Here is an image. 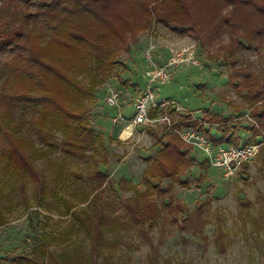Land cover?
Returning a JSON list of instances; mask_svg holds the SVG:
<instances>
[{
    "label": "trees",
    "instance_id": "trees-1",
    "mask_svg": "<svg viewBox=\"0 0 264 264\" xmlns=\"http://www.w3.org/2000/svg\"><path fill=\"white\" fill-rule=\"evenodd\" d=\"M3 9H7L14 22L0 13V65L8 69L7 80L0 85V164L4 163L5 169L13 174L29 175L34 189L40 193L44 191L45 176L37 172L32 156L26 154L27 147L34 145L23 143L26 139L20 129L27 122L30 131L45 144H50L49 140L54 138V129L62 131L66 135L62 151L72 160L84 159L86 151L92 149L100 156L96 146L104 138L89 122L83 100H96L97 86L111 79L120 53L118 44L127 45L140 29L151 30L154 25L199 40L204 46L226 36L237 46L226 47V57L231 62L236 61L239 48H256L260 41V79L259 75L247 74L243 82L238 81L239 75L230 82L248 104L251 119L248 130L252 137L264 138V53H261L264 0H0V11ZM67 56L74 57L81 71L92 76L90 83L82 82L75 71L67 70L62 63ZM58 85L64 87L63 96ZM244 89L247 93H242ZM15 113H20L19 119L15 118ZM168 113L172 127L177 130L202 132L216 145H240L237 130L229 125L227 118L206 119V123L218 125L222 136L217 139L191 114H184L173 105ZM157 114H161L159 109L152 115ZM27 115L32 117L25 121ZM172 127L164 124L160 128H146L160 150L156 157L148 159L141 182L144 189L126 179L119 183L122 191L134 192V196L121 205L120 216L128 220L122 225L137 228L138 235L149 245L146 264H172L171 258L163 259L159 254L149 232L161 221L170 220L183 231L199 233L205 241L202 230L211 223L203 217L208 200L196 209L197 222L193 221L188 207L172 195L176 184L189 187L183 175L192 166L193 150ZM260 162L264 179V145ZM99 163L95 162L92 180L100 181L98 189L101 191L92 198L93 209L77 212L69 207L67 213L76 218L80 231H85L89 250L79 246L72 251H54L56 237L44 233L43 242L30 253L17 256L14 264L119 263H113L112 255L108 254L126 244L104 241L106 213L98 207L99 194H103L108 177L99 170ZM248 166L244 164L242 169ZM166 180L169 182L165 186ZM1 201L2 192L0 227L8 221ZM226 230L221 220L217 221L214 240L221 252L227 247Z\"/></svg>",
    "mask_w": 264,
    "mask_h": 264
},
{
    "label": "rangeland",
    "instance_id": "rangeland-1",
    "mask_svg": "<svg viewBox=\"0 0 264 264\" xmlns=\"http://www.w3.org/2000/svg\"><path fill=\"white\" fill-rule=\"evenodd\" d=\"M0 13L14 22L7 9ZM154 26L147 31L140 29L127 45L118 44L120 53L111 79L97 86L96 100H83L89 122L104 138L96 146L100 156L92 149L86 151L84 159L72 160L62 151L66 137L62 131L54 129V138L46 139L50 144H45L30 131L27 122L20 129L26 139L23 143L34 145L27 147L26 154L32 156L37 172L45 176L46 182L44 191L40 193L34 189L29 175L13 174L5 169L4 163L0 164L1 207L8 220L0 227V264H14L17 256L30 253L43 242L41 235L44 233L56 237L57 245L52 247L54 251H72L79 246L89 250L85 231H80L76 218L67 213L69 207L77 212L93 209L92 198L101 191L98 189L100 181L92 180L96 161L100 162L99 170L111 180V183L106 181L103 194H99L98 208L106 213L104 241H123L126 244L108 255H112L113 263L146 264L149 245L138 235L137 228L123 226L122 222L128 220L120 216L121 205L132 198L134 192L122 191L119 183L126 179L143 190L141 182L148 159L156 157L160 147L147 134L145 125L135 127L128 140L120 139L119 131L124 125L114 121L119 109L106 104L103 90L107 85V89L113 88L121 93V112L123 116L133 118L136 99L148 89L147 51L153 55L155 64L165 65L175 50L193 45L199 64L185 63L172 68L167 82L153 86L158 99H166L182 113L202 121L205 129L217 139L222 136L218 125L206 123V119L213 116L230 120L229 125L237 130L240 145L264 143V138H253L248 130L251 123L248 104L230 82L238 75V81L243 82L247 74L259 75L260 79V41L256 48H239L236 61L231 62L226 57V49L237 46L226 36L204 46L199 40L180 36L162 25ZM261 48V53H264V45ZM62 63L68 71L76 72L77 79L91 82L92 76L81 71L74 57H64ZM7 76L8 69L0 65V85ZM58 87L63 96L64 87ZM242 93H247V90ZM20 116V113H15V118ZM24 117L26 121L32 116ZM190 158L192 166L183 175L189 187L176 184L172 195L188 207L193 221L197 222L196 209L209 201L203 217L211 223L202 230L207 240L202 239L199 233L183 231L170 220L161 221L157 228L149 230L159 254L163 259L171 258L172 264H264V179L260 151L247 168L231 175L210 165L201 149L193 148ZM168 182L165 181V186ZM219 220L227 229L225 252L219 250L214 240Z\"/></svg>",
    "mask_w": 264,
    "mask_h": 264
},
{
    "label": "built area",
    "instance_id": "built-area-1",
    "mask_svg": "<svg viewBox=\"0 0 264 264\" xmlns=\"http://www.w3.org/2000/svg\"><path fill=\"white\" fill-rule=\"evenodd\" d=\"M146 58L149 63L146 72L148 89L136 99L134 103L136 113L133 118L125 117L121 112V93L113 88L107 89L106 92V104L110 107H117L119 109V114L114 121L124 125L123 134H125V137L122 135V140H128L134 134V129L138 125L157 127L156 125L161 123L167 124L170 127L174 126L171 116L168 113L169 107L174 103L160 98V101H158V95L153 86L161 82H167L170 79L172 68H177L185 63L193 65L199 64L196 50L193 45L175 50L165 65L155 64L154 57L149 51L146 53ZM158 109L164 113L157 114L156 116L152 115ZM172 129L179 133L191 147L201 149L207 156L210 165L223 170L229 175L237 173L244 164L251 163L257 157L264 144L263 141H260L239 146L226 144L216 145L202 132L186 128L177 130L175 127H172Z\"/></svg>",
    "mask_w": 264,
    "mask_h": 264
},
{
    "label": "crops",
    "instance_id": "crops-1",
    "mask_svg": "<svg viewBox=\"0 0 264 264\" xmlns=\"http://www.w3.org/2000/svg\"><path fill=\"white\" fill-rule=\"evenodd\" d=\"M155 27V26H154ZM104 97H103V99L105 100V95H106V92H107V85H106V87L104 88ZM102 91V92H103ZM99 103H102V101L100 100V102ZM123 126V125H122ZM153 128H160V127H153ZM123 133H124V126L120 129V131H119V138L120 139H122V135H123ZM240 141V140H239ZM223 144H226V145H229V144H227V143H223Z\"/></svg>",
    "mask_w": 264,
    "mask_h": 264
}]
</instances>
